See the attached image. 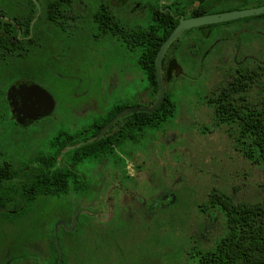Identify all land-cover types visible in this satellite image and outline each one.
I'll list each match as a JSON object with an SVG mask.
<instances>
[{
    "label": "flooded vegetation",
    "instance_id": "1",
    "mask_svg": "<svg viewBox=\"0 0 264 264\" xmlns=\"http://www.w3.org/2000/svg\"><path fill=\"white\" fill-rule=\"evenodd\" d=\"M263 5L264 0H0V125L6 122L0 129L21 135L52 129L30 156L16 152L13 160L0 153V174L11 176L14 187L10 194L0 193V264H161L150 235L160 228L162 215L175 217L162 210L175 203V197L164 190L145 199L124 192L125 181L135 185L142 178L138 152L145 135L130 118L139 112L123 115L103 134L109 153L103 160L91 156L80 161L81 155L93 153L84 146L106 118L145 109L140 91L144 80L150 98L156 89L154 104L159 49L154 53L151 47L163 44L181 22ZM261 19L264 14L183 30L160 61L164 99L169 90L173 101L177 79L186 74L241 75L264 68L253 53L254 21ZM83 72L91 88L116 90L121 102L135 104L106 111L108 104L100 107L94 97L79 98L82 79L59 85L61 73ZM21 86L48 95L51 111L29 122L17 119L36 117L16 114L10 104L9 91ZM103 95L101 101L107 102L110 96ZM97 108H102L100 117H86L84 112ZM96 169L106 173V185L98 190ZM65 173L70 175L66 193L49 194L46 188L37 193L33 187L63 185ZM23 184L31 186L29 193L20 192ZM213 220L204 214L192 238L203 245L200 252L206 249L207 224ZM145 233L150 235L144 237ZM128 241L134 242L127 249L123 245ZM113 248L119 259L111 257ZM140 248L153 252L151 261L139 257Z\"/></svg>",
    "mask_w": 264,
    "mask_h": 264
},
{
    "label": "rangeland",
    "instance_id": "2",
    "mask_svg": "<svg viewBox=\"0 0 264 264\" xmlns=\"http://www.w3.org/2000/svg\"><path fill=\"white\" fill-rule=\"evenodd\" d=\"M253 27L255 40L253 53L264 67V20L254 21ZM256 73L264 75V68ZM232 75L186 74L183 75L185 79H177L178 88L173 91L175 116L158 129L144 130V141L138 152V158L142 162V178L135 185L131 180L124 182V192L138 193L144 199L151 193L158 195L162 190L175 197V203L162 208L164 212L167 211L175 217L170 219L162 215L160 228L151 235L144 234V237L153 236L154 245L160 250L158 257L161 258V264H199V256L197 254L194 256L193 253H196V250H203V245L195 244L192 238L195 237L199 224L203 222L204 214L210 213L207 212L209 210L201 213L199 209L205 204L210 205L209 196L213 191L230 197L234 204L253 205L264 202V166L254 165L235 151L225 127L217 126L214 122L212 108L207 103L210 97L231 80ZM81 79L83 85L79 90V98L94 97L98 106L108 104L106 111H112L115 106L135 104L129 100L121 102L118 98L119 92L116 90L107 93V90L91 88L86 84L87 72L61 73L58 77L59 85L65 86L68 82L76 84ZM146 88L144 80L140 90L144 94L142 101L144 106L151 99ZM101 95L110 96V99L107 102L101 101L102 98L99 97ZM257 95L264 97L263 93H257L255 90L249 93L252 100H255ZM54 96L57 100L62 97L58 91ZM99 109L97 108L96 112L87 110L84 113L89 119L100 117L97 113L101 112L102 108ZM65 118L81 120L83 116ZM45 120L42 119L41 122ZM0 128H6V122L2 123ZM49 131H52L50 127L38 128L21 135L0 129V153L10 155L13 160L16 152L25 151L30 156ZM128 172L132 173V170ZM93 174L99 180L96 181L94 188L97 190L104 188L106 181L102 183V179L106 177V173L102 169H96ZM144 203L145 206L149 205L148 200ZM223 221L221 214L218 213L217 220L209 221L207 224L204 241L207 249L223 234ZM133 242L128 241L127 245L125 243L123 246L128 249ZM112 250L111 257L119 259L120 253L114 248ZM151 255L152 251L139 249L140 258L146 257L151 261ZM154 256H157V252H154ZM5 257L6 252L1 254V258Z\"/></svg>",
    "mask_w": 264,
    "mask_h": 264
},
{
    "label": "trees",
    "instance_id": "3",
    "mask_svg": "<svg viewBox=\"0 0 264 264\" xmlns=\"http://www.w3.org/2000/svg\"><path fill=\"white\" fill-rule=\"evenodd\" d=\"M203 26V25H202ZM199 27V26H196ZM195 28V27H191ZM153 45V44H152ZM162 42L153 45L154 53L160 50ZM149 47L145 43V50ZM154 79V73L150 74ZM262 74H233L231 80L208 100L212 108L213 120L217 126L226 129L228 137L232 140L235 151L245 160L254 165L264 166V97L257 95L255 100L250 99L249 93L255 90L264 95V79ZM166 82V79H165ZM156 89L151 90V102L145 109L153 106ZM176 106L172 101L171 93L166 90L165 99L159 106L149 112H139L131 115V120L138 122L143 130L158 129L162 124L173 119ZM112 116L102 121L96 128L85 148H92L93 153L81 155L80 161L88 157L103 160L107 153L104 150L105 138L101 129ZM91 141V142H90ZM100 148V149H99ZM69 174H64L63 185H36L37 193L47 189V193H66L70 185L66 180ZM12 177L0 174V193L10 194L13 191ZM21 193H29L28 184L18 187ZM34 189V190H35ZM209 204L200 207L217 220L221 214L224 223L223 234L209 248L203 252L197 251L199 264H264V202L253 205L246 203L234 204L230 197L213 191L209 196ZM3 218L8 216L3 215ZM196 256V255H195Z\"/></svg>",
    "mask_w": 264,
    "mask_h": 264
},
{
    "label": "water",
    "instance_id": "4",
    "mask_svg": "<svg viewBox=\"0 0 264 264\" xmlns=\"http://www.w3.org/2000/svg\"><path fill=\"white\" fill-rule=\"evenodd\" d=\"M263 14H264V5L254 9L210 15L199 19H194L185 23L181 22V24L176 28L173 34H171V36L162 44L158 52V57L156 62L158 89H157L156 100L153 106L149 109H129L117 114L112 120H110L103 127L101 134H104L113 124H115L120 118H122L123 115L131 114L134 112H149L155 110L159 106V104L164 99V87L162 83L160 61L163 55L165 54L166 50L170 46V44L183 30H186L191 27L218 24V23L241 19V18L260 16ZM8 96H9L10 104L16 114L21 116H26V115L36 116V117H17V119H20V121L22 122H29L39 118L37 117L38 115L42 116L44 114H48L53 106L52 100L48 95L46 94L44 95V93H41L40 91H36V89L28 90V88L26 89V86H21L20 88L15 90L14 89L10 90ZM27 97H30L31 99H28Z\"/></svg>",
    "mask_w": 264,
    "mask_h": 264
}]
</instances>
